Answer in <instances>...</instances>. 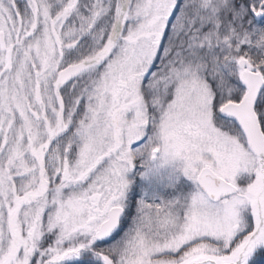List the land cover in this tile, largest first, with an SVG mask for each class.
<instances>
[{"label":"snow or ice","instance_id":"snow-or-ice-1","mask_svg":"<svg viewBox=\"0 0 264 264\" xmlns=\"http://www.w3.org/2000/svg\"><path fill=\"white\" fill-rule=\"evenodd\" d=\"M0 264H264V0H0Z\"/></svg>","mask_w":264,"mask_h":264}]
</instances>
